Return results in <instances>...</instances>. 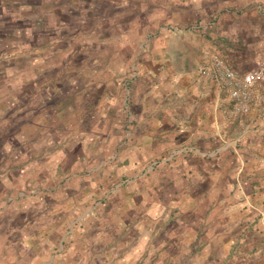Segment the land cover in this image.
<instances>
[{
	"label": "rangeland",
	"instance_id": "obj_1",
	"mask_svg": "<svg viewBox=\"0 0 264 264\" xmlns=\"http://www.w3.org/2000/svg\"><path fill=\"white\" fill-rule=\"evenodd\" d=\"M165 8L0 0V264L220 260L191 233L202 211L181 198L177 154L149 140L176 125H144L130 106L145 58L153 73L175 50Z\"/></svg>",
	"mask_w": 264,
	"mask_h": 264
},
{
	"label": "crops",
	"instance_id": "obj_2",
	"mask_svg": "<svg viewBox=\"0 0 264 264\" xmlns=\"http://www.w3.org/2000/svg\"><path fill=\"white\" fill-rule=\"evenodd\" d=\"M164 1L170 9L165 8V31L179 29L165 38L176 43L175 50L168 46L153 73L145 58L144 80L130 106L144 125L171 123L176 130L146 136L143 146L155 148L149 139L161 152L177 154L181 198L202 211L191 233L205 230L197 240L208 246V258L220 259L216 264H264V82L250 88L248 110L235 113L226 91L199 73L207 54L238 72L264 61V0Z\"/></svg>",
	"mask_w": 264,
	"mask_h": 264
},
{
	"label": "built area",
	"instance_id": "obj_3",
	"mask_svg": "<svg viewBox=\"0 0 264 264\" xmlns=\"http://www.w3.org/2000/svg\"><path fill=\"white\" fill-rule=\"evenodd\" d=\"M199 73L212 78L217 86L226 91L233 102V111L240 113L248 110L252 103L250 88L264 82V61L254 70L238 72L216 54H207Z\"/></svg>",
	"mask_w": 264,
	"mask_h": 264
}]
</instances>
